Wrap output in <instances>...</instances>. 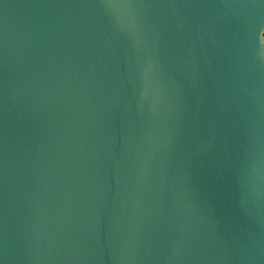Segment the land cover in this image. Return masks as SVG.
Instances as JSON below:
<instances>
[{"label": "water", "instance_id": "obj_1", "mask_svg": "<svg viewBox=\"0 0 264 264\" xmlns=\"http://www.w3.org/2000/svg\"><path fill=\"white\" fill-rule=\"evenodd\" d=\"M0 264H264V0H0Z\"/></svg>", "mask_w": 264, "mask_h": 264}]
</instances>
